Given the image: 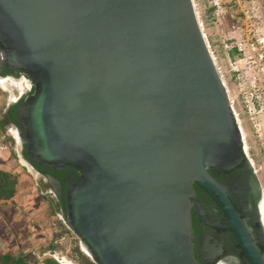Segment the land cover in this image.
<instances>
[{
    "label": "water",
    "instance_id": "95a60500",
    "mask_svg": "<svg viewBox=\"0 0 264 264\" xmlns=\"http://www.w3.org/2000/svg\"><path fill=\"white\" fill-rule=\"evenodd\" d=\"M4 67L34 85L13 111L28 173L79 172L62 220L87 258L198 264L194 184L219 196L209 171L248 155L194 1L0 0ZM220 200L250 262L264 264Z\"/></svg>",
    "mask_w": 264,
    "mask_h": 264
},
{
    "label": "rangeland",
    "instance_id": "374dc122",
    "mask_svg": "<svg viewBox=\"0 0 264 264\" xmlns=\"http://www.w3.org/2000/svg\"><path fill=\"white\" fill-rule=\"evenodd\" d=\"M193 1L210 51L241 120L246 147L264 185V0ZM17 90L12 87L6 91L0 87V147L7 144L6 153L19 165L16 132L10 131L5 121L6 107ZM33 184L32 179L30 187ZM37 199L51 209L46 201ZM54 216L56 230L49 231L50 241L37 247L35 252L42 257L59 255L60 260L64 257L75 264H94L83 254L78 237L56 213ZM25 259L28 264L38 260L32 254Z\"/></svg>",
    "mask_w": 264,
    "mask_h": 264
},
{
    "label": "flooded vegetation",
    "instance_id": "af4514ba",
    "mask_svg": "<svg viewBox=\"0 0 264 264\" xmlns=\"http://www.w3.org/2000/svg\"><path fill=\"white\" fill-rule=\"evenodd\" d=\"M0 72V76L16 81L24 80L28 83L24 89L18 88L15 96L11 95L5 110V121L9 124V127H6L10 131L21 132L19 120L13 114L14 105L23 103L31 96L34 93V85L28 75L23 72H16L7 67H4ZM15 139L18 143L16 137ZM246 151L248 159L245 157L227 169L212 168L209 171L210 176L221 188L218 197L200 184H194L195 197L192 199L191 225L194 260L198 264H252L221 203L220 199L222 198L228 201L241 220L246 222L251 235L264 253V185L249 150ZM16 152L24 156V151L19 149L18 145ZM22 164L28 168L25 163ZM36 167L38 173L31 176H33L34 184L37 187L39 198L46 201L49 207L55 211L57 217L62 220V216L66 214V187L79 176V172L70 166L61 171ZM43 256L35 264H61L60 261L63 262V260L53 257L52 254Z\"/></svg>",
    "mask_w": 264,
    "mask_h": 264
},
{
    "label": "crops",
    "instance_id": "0c3cea01",
    "mask_svg": "<svg viewBox=\"0 0 264 264\" xmlns=\"http://www.w3.org/2000/svg\"><path fill=\"white\" fill-rule=\"evenodd\" d=\"M7 149L8 145L5 143L0 147V170L13 174L18 184L13 199L0 200V264H28L25 259L28 255L32 254L38 259L41 257L35 251L37 247L41 248V245L50 241L49 231L53 228L56 230V217L53 210L47 209L37 199V187L35 184L30 187L29 183L33 178L21 159L19 165L14 163L6 153ZM57 256L54 257L60 260L59 255Z\"/></svg>",
    "mask_w": 264,
    "mask_h": 264
},
{
    "label": "trees",
    "instance_id": "16d2710c",
    "mask_svg": "<svg viewBox=\"0 0 264 264\" xmlns=\"http://www.w3.org/2000/svg\"><path fill=\"white\" fill-rule=\"evenodd\" d=\"M17 178L8 172L0 170V200H11L17 193Z\"/></svg>",
    "mask_w": 264,
    "mask_h": 264
},
{
    "label": "bare ground",
    "instance_id": "6f19581e",
    "mask_svg": "<svg viewBox=\"0 0 264 264\" xmlns=\"http://www.w3.org/2000/svg\"><path fill=\"white\" fill-rule=\"evenodd\" d=\"M28 85V83L26 81H16L14 79H11V78H7L5 76H0V87L3 88L4 90L6 91H10L12 87H16V88H19V89H24L26 86ZM235 110V109H234ZM236 113V112H235ZM239 123H240V128L242 130V132L244 131L243 130V127H242V123H241V120L239 118ZM243 136H244V133H243ZM16 138H17V141H18V137H17V133H16ZM245 138V137H244ZM246 140V139H245ZM246 145V144H245ZM247 150V148H246ZM247 153V152H246ZM263 210H264V206H263ZM84 251L87 253L88 251L86 249H84ZM89 255V254H88ZM63 264H75L73 263L72 261L68 260L67 258H64L63 259Z\"/></svg>",
    "mask_w": 264,
    "mask_h": 264
},
{
    "label": "built area",
    "instance_id": "2783aa9c",
    "mask_svg": "<svg viewBox=\"0 0 264 264\" xmlns=\"http://www.w3.org/2000/svg\"><path fill=\"white\" fill-rule=\"evenodd\" d=\"M235 115H236V118H237V121H238V123H239V115L237 114V113H235ZM239 125H240V123H239ZM84 254V253H83ZM85 255V254H84ZM86 256V255H85ZM87 257V256H86ZM63 260V259H62Z\"/></svg>",
    "mask_w": 264,
    "mask_h": 264
}]
</instances>
